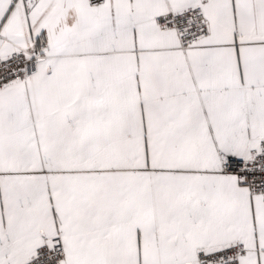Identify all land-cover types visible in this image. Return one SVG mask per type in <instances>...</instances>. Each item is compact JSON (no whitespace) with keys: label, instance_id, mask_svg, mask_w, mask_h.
Here are the masks:
<instances>
[{"label":"snow or ice","instance_id":"6c2138e0","mask_svg":"<svg viewBox=\"0 0 264 264\" xmlns=\"http://www.w3.org/2000/svg\"><path fill=\"white\" fill-rule=\"evenodd\" d=\"M0 264H264V0H0Z\"/></svg>","mask_w":264,"mask_h":264}]
</instances>
